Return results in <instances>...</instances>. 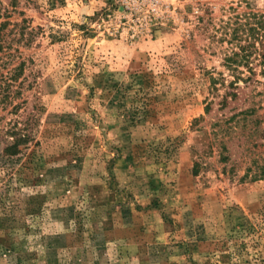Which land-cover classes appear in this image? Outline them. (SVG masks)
I'll use <instances>...</instances> for the list:
<instances>
[{
  "label": "rangeland",
  "instance_id": "obj_1",
  "mask_svg": "<svg viewBox=\"0 0 264 264\" xmlns=\"http://www.w3.org/2000/svg\"><path fill=\"white\" fill-rule=\"evenodd\" d=\"M153 2L0 0V264H264V0Z\"/></svg>",
  "mask_w": 264,
  "mask_h": 264
},
{
  "label": "trees",
  "instance_id": "obj_2",
  "mask_svg": "<svg viewBox=\"0 0 264 264\" xmlns=\"http://www.w3.org/2000/svg\"><path fill=\"white\" fill-rule=\"evenodd\" d=\"M245 53V51H244ZM250 54H245V55H240L238 53L234 54V57L228 58L226 61L229 63L230 66H232V64L234 62L239 61V59L242 60H246V57L248 58ZM263 58H264V53H263ZM262 76L264 77V70L262 71ZM236 96V95H233ZM13 132V131H12ZM13 139H14V143L9 146V148L7 149L8 153L10 155H15L16 153L19 152V146L22 144H28L30 139H31V135H27V134H18V133H13Z\"/></svg>",
  "mask_w": 264,
  "mask_h": 264
},
{
  "label": "built area",
  "instance_id": "obj_3",
  "mask_svg": "<svg viewBox=\"0 0 264 264\" xmlns=\"http://www.w3.org/2000/svg\"><path fill=\"white\" fill-rule=\"evenodd\" d=\"M161 0H154L148 12H151L153 15L157 12V7L159 6Z\"/></svg>",
  "mask_w": 264,
  "mask_h": 264
}]
</instances>
